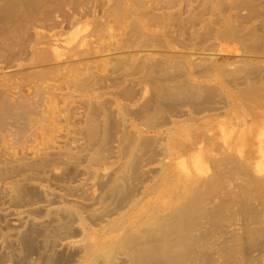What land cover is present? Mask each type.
Here are the masks:
<instances>
[{"label": "rangeland", "instance_id": "rangeland-1", "mask_svg": "<svg viewBox=\"0 0 264 264\" xmlns=\"http://www.w3.org/2000/svg\"><path fill=\"white\" fill-rule=\"evenodd\" d=\"M145 1L157 37H190L192 53H212L228 69L193 101L178 94L175 105L124 121L112 93L123 78L90 69L63 78V67L90 68L106 51L98 18L108 14L126 42L133 19L118 12L119 0H0V264H264V191L222 160L239 149L256 154L264 103L216 108L228 80L264 78V0ZM53 46L59 62L45 51ZM171 72L172 83L182 78ZM183 128L212 138L199 164L197 147L165 155L164 139ZM185 157L189 175L168 171Z\"/></svg>", "mask_w": 264, "mask_h": 264}, {"label": "bare ground", "instance_id": "bare-ground-1", "mask_svg": "<svg viewBox=\"0 0 264 264\" xmlns=\"http://www.w3.org/2000/svg\"><path fill=\"white\" fill-rule=\"evenodd\" d=\"M119 1L118 12L126 16V18L133 19L131 29L123 31L126 42L124 43V41L122 42L116 38L120 33L112 29V25L107 19L109 17L107 16L108 14L106 17L98 18L96 22L98 23L99 32L107 31L105 34L107 38H103L100 41V43L104 42V45L107 46L106 51H101L102 54L99 55L98 60H92L93 65L90 68L87 66V61L73 63L70 67H63L66 70L63 78H68L70 80L68 83H71L72 81H76L80 73H85L88 69H90L88 76L93 75L96 77L97 75L98 78H123L120 82L116 81L117 84L112 83L114 87L112 93L115 95L117 104L122 109L118 111H122L123 120L126 119L125 113L140 115L145 111L146 113L155 114L157 111H161V107L163 106L175 105L173 102L178 101V94L193 101V99L209 92L210 87L204 84L207 80L217 82L216 79L219 77H216V74L219 72L222 73V69H228V64L225 63L224 66H221L212 53L210 54L211 56L208 55L204 58L192 53L194 47L190 41V37L186 38L183 35L181 37L173 36L168 32L162 38L157 37L155 35L156 31L152 28L155 25L153 24V18L145 10L148 9L151 11L153 9V2H147L145 0ZM133 1L134 3L131 4ZM158 1L161 3L160 0ZM161 5L164 7L168 6L169 1L162 0ZM147 26L151 29L149 30ZM169 31L171 32V30ZM176 47L184 50L169 51ZM86 49L83 48L81 50V56L89 54ZM123 49H126V51ZM159 49H165V51ZM45 51L54 61L59 62L62 59V54L55 46L46 48ZM111 51L118 52L116 56H111ZM218 51L221 52V49H218ZM223 53H226V51L222 49ZM59 66L61 67L62 65ZM79 66L82 67L79 68ZM57 68L54 71H57ZM172 68L181 69L182 71V78L175 83H172ZM173 71L175 72V70ZM160 78L162 80L169 79V82L161 86L162 82L159 80ZM225 78L224 74L222 76V82H225ZM227 86L222 85L225 92L222 95V106L216 107L217 109L222 107L227 112L232 110H245L249 112L264 103V78H254L253 76L233 78L227 81ZM107 88L109 87L107 86ZM132 98L135 99L132 105L136 106L137 109L131 110L130 108L131 105L129 103ZM183 105H185L184 102ZM137 110L139 112H136ZM200 110L203 109H197V111ZM181 131L184 134L183 139H181L182 137L174 136L175 133L180 134ZM181 131H175L167 137L168 139H164L165 145H167L164 150L165 155L169 157L171 155L180 157L184 154L188 157L190 148L197 147L198 149L195 148L194 155L196 158L194 162L195 164H199L205 153L204 145L201 144L204 142L206 144L212 143V138L202 137L198 131L193 136L190 133L191 130L183 128ZM242 134L238 136L241 137ZM260 134L262 137H258L255 142L257 144V149H255L256 154L250 150L245 152L239 149L237 150L239 153L238 158L227 154L228 156L222 160L223 162L234 164L237 169H240L249 176L248 184L251 190L258 187L264 191V174L257 177L251 174L255 171L258 173L264 171V128ZM229 137V134L225 130H222L219 143L227 146ZM240 137H237V140ZM180 145H182V148ZM169 146L176 149H172ZM219 147L221 146L219 145ZM256 155L258 156L257 161L252 162L249 160L256 157ZM187 157L184 159L181 158L168 171L172 172L173 170L175 171V168H178L179 174L189 175ZM184 214L187 213L184 212Z\"/></svg>", "mask_w": 264, "mask_h": 264}]
</instances>
